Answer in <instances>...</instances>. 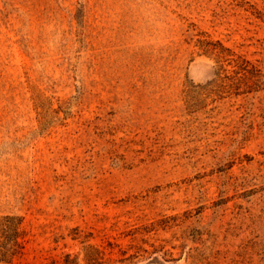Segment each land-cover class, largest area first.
Wrapping results in <instances>:
<instances>
[{"label":"rangeland","instance_id":"1","mask_svg":"<svg viewBox=\"0 0 264 264\" xmlns=\"http://www.w3.org/2000/svg\"><path fill=\"white\" fill-rule=\"evenodd\" d=\"M7 215L12 264H264V0H0Z\"/></svg>","mask_w":264,"mask_h":264},{"label":"trees","instance_id":"2","mask_svg":"<svg viewBox=\"0 0 264 264\" xmlns=\"http://www.w3.org/2000/svg\"><path fill=\"white\" fill-rule=\"evenodd\" d=\"M20 223V217L14 215H7L0 219V264H12V258L21 249ZM66 262L71 263L68 256H66ZM88 263L95 264V260L90 258Z\"/></svg>","mask_w":264,"mask_h":264},{"label":"water","instance_id":"3","mask_svg":"<svg viewBox=\"0 0 264 264\" xmlns=\"http://www.w3.org/2000/svg\"><path fill=\"white\" fill-rule=\"evenodd\" d=\"M148 264H163V262L158 259H151Z\"/></svg>","mask_w":264,"mask_h":264}]
</instances>
